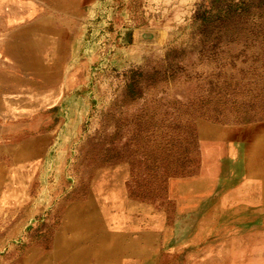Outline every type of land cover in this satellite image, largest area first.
Listing matches in <instances>:
<instances>
[{
  "label": "rangeland",
  "instance_id": "obj_1",
  "mask_svg": "<svg viewBox=\"0 0 264 264\" xmlns=\"http://www.w3.org/2000/svg\"><path fill=\"white\" fill-rule=\"evenodd\" d=\"M16 6L23 19L9 14ZM39 16L57 32L32 67L14 48ZM5 76L13 106L0 119L4 141L16 149L36 140L39 149L28 165L0 155V264L48 250L61 214L110 177L170 228L171 182L203 167L201 128L264 125V0H0ZM253 226L240 231L252 235ZM225 227L211 224L208 235ZM158 245L156 264L185 263L188 248L169 255Z\"/></svg>",
  "mask_w": 264,
  "mask_h": 264
},
{
  "label": "bare ground",
  "instance_id": "obj_2",
  "mask_svg": "<svg viewBox=\"0 0 264 264\" xmlns=\"http://www.w3.org/2000/svg\"><path fill=\"white\" fill-rule=\"evenodd\" d=\"M22 10L16 6L9 14L23 19ZM22 31L15 53L35 67L41 62L37 53L54 39L56 28L51 19L39 16ZM200 139L204 150L200 175L170 185L178 207L172 227L163 228L159 213L127 200L121 177H110L97 186L99 191L61 214L48 250L30 248L19 263L156 264L155 253L163 243L169 255L188 248L184 264H262L264 228L257 224L264 223V125L239 131L204 126ZM38 149L36 140L8 148L23 165ZM215 196L219 201L213 200ZM251 223L256 227L253 234L245 229L241 233L240 226ZM211 224L227 227L213 238L208 235ZM211 241L216 244L212 253L192 254L191 248L203 249Z\"/></svg>",
  "mask_w": 264,
  "mask_h": 264
},
{
  "label": "crops",
  "instance_id": "obj_3",
  "mask_svg": "<svg viewBox=\"0 0 264 264\" xmlns=\"http://www.w3.org/2000/svg\"><path fill=\"white\" fill-rule=\"evenodd\" d=\"M3 78V77H1ZM0 78V80H1ZM7 78L6 76L3 78V83L2 81H0V84H7ZM5 92L4 89H2V86H0V119L3 117H7L9 115V111L11 110L10 108H12L11 106H13V102L5 97L3 95V93ZM10 103V105H9ZM12 111V110H11ZM7 129L6 127L3 126L2 122L0 121V155L3 153H7L8 152V148L9 147H16V145L14 144H7L6 141H4V136L7 133ZM3 174V169H2V163L0 161V177Z\"/></svg>",
  "mask_w": 264,
  "mask_h": 264
}]
</instances>
